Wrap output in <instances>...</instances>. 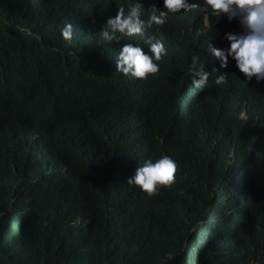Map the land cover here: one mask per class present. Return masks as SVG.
I'll return each instance as SVG.
<instances>
[{
    "label": "trees",
    "instance_id": "trees-1",
    "mask_svg": "<svg viewBox=\"0 0 264 264\" xmlns=\"http://www.w3.org/2000/svg\"><path fill=\"white\" fill-rule=\"evenodd\" d=\"M133 2L92 0L77 10L90 29L80 27L75 34L78 23L73 16L68 18L75 0H0V98L23 106L0 109V121L20 127L18 122L26 120L21 132L36 123L47 125L50 143L68 160L66 172L56 168L55 176L46 175L32 163L27 146L0 136V264H264V225L245 223L247 213L242 211L220 234L213 228L209 237L206 234L215 201L201 193L207 172L206 138L197 136L201 132L194 122L200 115H213L222 132L229 133L233 121L226 110L233 109L222 85L212 83L194 95L189 69L175 70L174 89L165 104L135 124L153 131L152 151L179 158L182 174L174 186L154 198L134 194L132 184L126 182L148 150L149 139L138 130L124 131L129 122L112 98L114 88L122 83L110 71L96 72L88 61L104 52L98 49L101 45L89 44L88 49L83 45L99 40L97 26ZM204 14L199 10L190 18L200 19L197 24L202 25ZM209 16L210 30L201 28L202 41L217 46L225 32L237 30L232 22ZM66 23L74 28L75 40L62 38L60 29ZM112 56L113 49L105 51V58ZM44 67L69 72L76 79L84 73L86 83L111 89L61 91L68 97L51 112L48 104L40 106L39 88L55 84L40 82L38 73H33ZM12 76L30 78L11 82ZM258 110L263 113L264 106ZM79 193L86 223L76 230L70 227L75 212L68 204ZM195 228L200 229V237Z\"/></svg>",
    "mask_w": 264,
    "mask_h": 264
},
{
    "label": "clouds",
    "instance_id": "clouds-1",
    "mask_svg": "<svg viewBox=\"0 0 264 264\" xmlns=\"http://www.w3.org/2000/svg\"><path fill=\"white\" fill-rule=\"evenodd\" d=\"M91 2L75 0V8L68 10V18L73 16L78 23L75 34L80 27L90 29L89 25H83L84 18L77 14V10ZM199 10L205 13L202 25L197 24L200 19L190 18ZM209 15L232 22L237 28L234 32H225L217 46L200 39L204 34L202 27L210 30ZM96 30L99 31V40L88 41L83 46L88 49L89 44L101 45L98 49L104 52L88 61L94 63L96 72L107 74L110 71L122 83L114 88L112 98L121 105L125 120L129 122L124 131L138 130L149 139L148 150L127 177L132 192L148 198L157 197L163 190L174 186L182 174L183 164L179 158L167 152L152 151L150 135L153 131L135 123L165 104L174 89L175 70L187 67L194 95L202 93L212 83L222 85L234 110H226L233 121L227 134L222 132L215 116L201 115L198 119V126L205 127L206 131L197 133V136L206 138L207 152L205 186L201 185V193L208 194L215 201L212 205L215 207L214 217L207 221L206 234L209 237L212 228L215 234H220L243 214L242 211L247 213L245 223L264 225V111L258 110L264 106V0H134L125 8L119 7L115 15L107 16L104 24L97 26ZM60 34L66 41L76 38L69 23L64 24ZM219 45L223 48H218ZM108 49H113L110 59L104 57ZM89 72H93L91 66ZM33 73H38L40 82L55 84L39 88L40 106L48 104L51 112L59 107V100L68 97L61 91H82L84 87L94 91L101 89L102 92L111 89L108 85L86 83L84 73L79 79L53 67L40 68ZM20 78L29 79L30 76H12L11 82ZM79 81L83 85H70ZM19 107L23 106L0 98V109ZM25 122L20 121V127H14L0 121V126L5 129L0 136L7 137L19 147L27 146L32 163L49 173L46 175L55 176L56 168L66 172L68 160L50 143L47 125L36 123L35 127L27 126L21 132ZM166 136L182 138L176 134ZM217 144L222 149H218ZM236 149H239L238 153H235ZM81 152L86 153L87 147ZM232 205L239 206L241 212ZM68 208L75 212L70 227L81 229L86 223L83 221L86 206L80 193L70 199ZM57 218L63 224L67 223L64 216ZM194 232L200 237L199 228Z\"/></svg>",
    "mask_w": 264,
    "mask_h": 264
},
{
    "label": "bare ground",
    "instance_id": "bare-ground-1",
    "mask_svg": "<svg viewBox=\"0 0 264 264\" xmlns=\"http://www.w3.org/2000/svg\"><path fill=\"white\" fill-rule=\"evenodd\" d=\"M113 57V56H112ZM95 78V77H94ZM97 79V78H96ZM114 86V85H113ZM218 88V87H217ZM220 88V87H219ZM217 91H215V93H216ZM221 92H223V91H221ZM101 93V92H100ZM224 93V92H223ZM219 94V93H218ZM216 95H217V93H216ZM225 95H226V93H225ZM220 96V95H219ZM227 96V95H226ZM217 97V96H216ZM223 97H224V95H223ZM91 98V97H90ZM218 98V97H217ZM227 98V97H226ZM214 99V98H213ZM224 99V102L223 103H226V101H225V98H223ZM93 100V99H92ZM103 100H104V98H103ZM222 100V99H221ZM90 101V100H89ZM100 101V100H99ZM212 101V100H211ZM223 101V100H222ZM88 102V101H87ZM98 103H100V102H98ZM71 106V105H70ZM90 108V107H89ZM103 108V107H102ZM69 109V108H68ZM188 110V109H187ZM67 111V110H66ZM216 114V113H215ZM228 115V114H227ZM198 116H199V114H198ZM201 116V115H200ZM216 117V116H215ZM198 122H199V120L198 121H195L194 123L195 124H198ZM198 130L200 131V132H205L206 131V128L205 127H199L198 128ZM128 140V139H127ZM205 140V139H204ZM203 140V141H204ZM170 141V140H169ZM188 142V141H187ZM217 146V148L218 149H222V148H220V145H216ZM222 151V150H221ZM239 152V149H236L235 150V153H238ZM188 156V155H187ZM190 167V166H189ZM189 194V193H188ZM196 194V193H195ZM188 197V196H187ZM191 197V196H190ZM155 202H156V200H154ZM204 201V200H203ZM205 202V201H204ZM159 203H161V202H159ZM161 204H163V203H161ZM233 206H235L236 207V205H233ZM165 207V206H164ZM167 207V206H166ZM238 208H239V206H238ZM237 208V209H238ZM199 211V210H198ZM202 212V211H201ZM241 212V211H240ZM194 213H196V212H194ZM243 213H246V212H243ZM203 214V213H202ZM199 215V214H198ZM200 216V215H199ZM228 217V216H227ZM230 218H232V217H230ZM230 223V222H229ZM230 225H231V223H230ZM244 230V229H243ZM243 249V248H242ZM251 251V250H250ZM191 262V261H190ZM245 263V262H244Z\"/></svg>",
    "mask_w": 264,
    "mask_h": 264
},
{
    "label": "rangeland",
    "instance_id": "rangeland-1",
    "mask_svg": "<svg viewBox=\"0 0 264 264\" xmlns=\"http://www.w3.org/2000/svg\"><path fill=\"white\" fill-rule=\"evenodd\" d=\"M218 48H223V47L219 45ZM0 132H5V129L2 126H0ZM36 134H38V133H36Z\"/></svg>",
    "mask_w": 264,
    "mask_h": 264
}]
</instances>
